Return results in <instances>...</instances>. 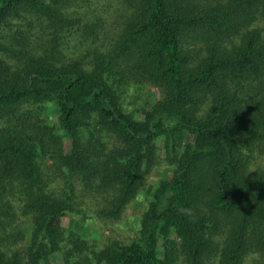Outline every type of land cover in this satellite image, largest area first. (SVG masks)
<instances>
[{"label":"trees","instance_id":"obj_1","mask_svg":"<svg viewBox=\"0 0 264 264\" xmlns=\"http://www.w3.org/2000/svg\"><path fill=\"white\" fill-rule=\"evenodd\" d=\"M0 264H264V0H0Z\"/></svg>","mask_w":264,"mask_h":264},{"label":"rangeland","instance_id":"obj_2","mask_svg":"<svg viewBox=\"0 0 264 264\" xmlns=\"http://www.w3.org/2000/svg\"><path fill=\"white\" fill-rule=\"evenodd\" d=\"M154 180H155V178L151 177V179L149 180V183L153 184ZM143 192H144V195H142V197L139 198V201L135 202V206L133 208H131V210H130V215H131V217H130V223H131L130 228H131V230L136 228V222H137L138 214L141 212V210L144 207L145 202L148 199L146 190ZM64 224L66 226L70 227V226H72V224L73 225L74 224H76V225L80 224V221L79 220L66 219V220H64ZM104 234L108 235V234H110V232L105 229ZM94 235L99 236V233L96 232Z\"/></svg>","mask_w":264,"mask_h":264}]
</instances>
